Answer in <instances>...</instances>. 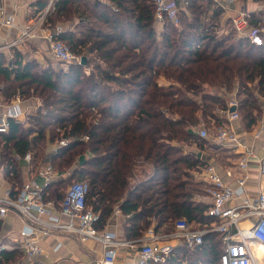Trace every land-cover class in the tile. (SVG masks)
Returning <instances> with one entry per match:
<instances>
[{"label": "trees", "instance_id": "1", "mask_svg": "<svg viewBox=\"0 0 264 264\" xmlns=\"http://www.w3.org/2000/svg\"><path fill=\"white\" fill-rule=\"evenodd\" d=\"M184 3L178 23L167 19L159 38L153 0L85 1L82 14L75 7L88 20L81 35L56 37L86 56L84 65L64 67L58 61L40 67L19 57L9 65L0 55V100L19 95L43 101L26 123L10 119L9 131L0 133V166L13 171L12 194L22 186L16 155L30 153L38 170L50 162L67 175L45 187L48 199L58 204L66 181L85 180L97 226H105L117 206L126 216V238H141L150 227L169 231L182 217L200 224L215 220L210 204L196 200L204 191L190 175L207 162L186 147L208 143L194 128L219 122L216 109L227 108L225 95L233 89L245 125L257 121L259 97L264 98V42L255 45L221 32L224 9L215 0ZM63 8L57 3L54 13ZM260 15L250 23L259 24ZM255 81L257 97L249 86ZM61 137L68 145L55 144ZM222 250L220 237L211 232L195 250L177 245L165 261L145 264H220ZM24 259L19 248L0 252V264H27Z\"/></svg>", "mask_w": 264, "mask_h": 264}, {"label": "built area", "instance_id": "2", "mask_svg": "<svg viewBox=\"0 0 264 264\" xmlns=\"http://www.w3.org/2000/svg\"><path fill=\"white\" fill-rule=\"evenodd\" d=\"M155 19L164 23L167 19L178 23V13L184 6V0H153ZM221 5V4H220ZM227 8V6H223ZM0 23L13 24L12 15L1 17ZM255 13L250 10H236L230 15V30L239 38H247L255 45L264 42V30L259 24L253 25L250 19ZM52 56L67 67L72 62H79L81 56L75 54L69 45L58 39L56 35H46ZM23 107L22 99L17 97L15 104L7 105L1 110L0 103V133H7L10 128V119L18 123H26L30 115L41 109L43 104ZM239 102L235 96L227 100V108H218L216 113L227 121L220 122L215 127V141L245 155L237 160L234 167L224 170L225 175L233 179V183L226 182L222 171L212 162L190 170L194 180L205 182L206 195L210 199L208 214L214 217L210 224H200L189 221L185 217L175 221L173 230L157 234L153 227L147 229L144 236L137 239L139 264L148 262H163L177 245H185L195 250L204 242L207 233L216 232L223 243L220 254V264H264V155L259 159L258 191L254 196L248 195L246 185L249 180L248 157L253 155L252 149L243 145L235 130L233 122L240 118ZM235 108V110H231ZM201 122L197 133L201 138H209V129ZM58 133L64 129L58 127ZM87 136L84 137L87 140ZM69 139L61 137L57 146H66ZM31 162L32 156H24ZM7 177L13 176V171H6L0 166V173ZM39 179L26 180L21 188L12 194L11 188L4 197H0V219L9 212H16L21 216L24 226L16 241H0V252L19 248L23 251L27 264H44L36 259L43 251L39 243V235H50L55 232H64L75 235L81 241L94 239L103 247V256L97 264H115L118 247L125 241L117 238L115 232L105 227H98L99 215L88 205L89 183L73 181L64 191L62 200L57 204L48 199L45 187L57 176L54 166L48 162L38 170ZM17 190V189H16ZM116 212H120L117 207ZM177 240L175 245L171 240ZM140 242L142 244H140Z\"/></svg>", "mask_w": 264, "mask_h": 264}, {"label": "crops", "instance_id": "3", "mask_svg": "<svg viewBox=\"0 0 264 264\" xmlns=\"http://www.w3.org/2000/svg\"><path fill=\"white\" fill-rule=\"evenodd\" d=\"M85 1L88 3L92 0H69L66 4L64 0H0V7L2 8L1 17L6 18L8 15H12L14 18L13 24L7 25L0 23V55H3L5 62L9 65H12L15 57H19L23 63L35 62L39 64L40 67H47L50 63L54 65L58 64V61L54 59L50 52L46 35L49 33L58 37H65L73 33L78 36L81 35L80 32L87 25L88 20L85 17H79L75 12V7H77L80 14H82L83 8L81 5H83ZM100 1L106 2V0ZM215 1L219 5L227 6V8L223 7L224 12L219 18V28L221 32L231 31L230 15L236 10H250L255 14H261L260 18L264 19V13L262 14L264 8L256 0ZM42 3L45 4L43 8H41ZM57 3L66 5V9L72 7L74 12H67V10L63 8L54 13L57 8ZM53 13L56 16H53ZM153 25L157 37L159 38V34L163 29V23L155 19ZM227 26L229 29H224ZM46 50L49 51V53L45 52ZM221 93L223 94L224 92ZM18 96L19 95H16L15 99L11 102L0 100L2 105L1 110L3 111L7 105L15 104ZM225 96L228 98L227 100L233 97L227 93ZM259 100L262 99L259 98ZM35 104H38L37 97L22 99L21 102L23 107L34 106ZM262 110L263 115L251 126H246L241 118L233 122L240 141L253 151V155L248 157L249 180L246 185L247 193L251 196L256 195L258 191L259 159L264 155L263 101ZM219 118V122L212 120L211 123L208 124L210 137L208 139L205 138L208 143H206L203 148L192 145L187 146L186 149L193 152L207 163L212 162L216 164L220 171H222L225 181L232 184L233 179L227 177L224 170L229 167H234L237 164V160L245 154L243 152H237L225 145L218 144L215 141V127L220 122L227 121L226 116H219ZM197 128L198 126H196L194 130L197 131ZM49 145L51 146L50 149L55 146L52 144ZM16 158L20 161L22 184L28 179H39L38 169L36 167H33L24 157L20 158L16 155ZM66 176V173L57 171L55 180H60V178ZM9 178L10 177H7L3 172L0 173V197H4L11 188ZM198 182L202 184L204 193L197 194L196 200L210 204V199L206 195L205 182ZM16 189H14V191ZM116 208L117 206H115L107 224L103 226L115 232L119 240L125 241L123 245L118 247L115 264H139V243L137 239L126 238L124 230L126 216L121 210L120 212H116ZM23 226L24 222L21 216L16 212H9L2 219L0 241H16L20 236V231ZM169 226L171 227L170 231H172L174 224H170ZM162 229L163 228H161V230ZM161 230L155 231L157 234L166 232ZM171 242L175 245L178 244V241L174 239L171 240ZM39 243L43 251L36 259L44 264H97V261L103 256V247L99 241L94 239L81 241L75 235L60 231L46 236L39 235Z\"/></svg>", "mask_w": 264, "mask_h": 264}, {"label": "rangeland", "instance_id": "4", "mask_svg": "<svg viewBox=\"0 0 264 264\" xmlns=\"http://www.w3.org/2000/svg\"><path fill=\"white\" fill-rule=\"evenodd\" d=\"M244 1H246V0H244ZM258 3L260 4V5H262V7L264 8V1H258ZM226 25H227V23H226ZM259 25L262 27V29L264 30V19H262L261 20V22L259 23ZM164 27V26H163ZM224 29H229L228 28V26L227 27H225ZM264 32V31H263ZM235 38L237 39L238 37L237 36H235ZM235 39V40H236ZM45 52H48L49 53V51H45ZM56 64V63H55ZM250 88L252 89V91L253 92H255V97H257V82L255 81V82H252V83H250ZM235 89H233V91H231L228 95H232V96H235L234 94H235ZM259 98H261L262 100H260L261 101V103H262V101L264 102V98L263 97H259ZM37 99H40V98H38L37 97ZM238 99V98H237ZM41 100V102H42V104H43V101H42V99H40ZM263 115V110L262 111H260V113H259V115H258V117L260 118L261 116ZM214 120V119H213ZM212 121V120H211ZM211 121H210V123H211ZM209 123V124H210ZM206 127H208V124L207 123H205L204 124ZM56 144V143H55ZM53 145V144H52ZM49 147H51L50 145H48V148ZM73 181H78V179L77 178H73V179H69L68 181H66L65 182V184H63V186H62V190H61V192H62V196L64 195V190H66V188L73 182ZM170 230H171V227L169 228ZM170 230L168 231V232H170ZM140 244H142L141 242H140ZM141 247V245L140 246H138V248H140ZM25 260V259H24ZM26 261V260H25ZM27 262V261H26Z\"/></svg>", "mask_w": 264, "mask_h": 264}, {"label": "water", "instance_id": "5", "mask_svg": "<svg viewBox=\"0 0 264 264\" xmlns=\"http://www.w3.org/2000/svg\"><path fill=\"white\" fill-rule=\"evenodd\" d=\"M85 63H86V56H82L81 60H80V64L84 65ZM231 110L233 111V110H235V108H232Z\"/></svg>", "mask_w": 264, "mask_h": 264}]
</instances>
